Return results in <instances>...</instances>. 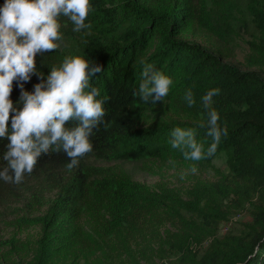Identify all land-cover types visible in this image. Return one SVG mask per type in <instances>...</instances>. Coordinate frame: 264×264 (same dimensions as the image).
Masks as SVG:
<instances>
[{
	"label": "trees",
	"instance_id": "trees-1",
	"mask_svg": "<svg viewBox=\"0 0 264 264\" xmlns=\"http://www.w3.org/2000/svg\"><path fill=\"white\" fill-rule=\"evenodd\" d=\"M3 4L0 0V7ZM91 4L94 10L86 21L92 24L91 29L74 32V25L62 18L60 49L37 55L36 63L45 77L66 56L86 55L102 67L92 83L100 89L98 99L106 100L107 115L90 137L93 151L70 171L66 168L70 160L53 150L41 156L34 172L19 185L0 179V206L18 191L31 188V181H37V190L49 184L51 190L59 191L41 219L45 229L37 256L45 258L46 264L89 261L104 250L99 245L90 247L95 242L91 231L103 228L120 238L122 227L132 217L155 219V212L163 207L168 212H199L206 219L195 234L189 232L190 226H184L168 235L182 252V264H264V0H213L211 5L208 0H91ZM240 6L244 14L239 22L244 23L251 39H247L245 62L237 65L226 62L213 42L222 38L221 28L238 22L235 13ZM144 63L174 82L169 95L156 105L133 96L142 82ZM39 82L33 75L24 90L33 91ZM215 88L220 92L213 97L212 107L228 135L222 136L213 157L196 164H210L224 152L230 169L210 183L207 196L202 197L207 199L204 206L202 200L192 203L153 194L126 172L87 162L91 157L106 161L149 157L193 164L171 148V131L206 121L202 97ZM189 89L196 101L192 107L184 99ZM19 97L20 88L14 82L11 99L22 107ZM206 133L207 129L197 128L196 138L205 149L212 142ZM7 143L0 139V170L6 166L3 154ZM226 199L249 203L253 221L242 234L219 237L216 203ZM207 237L213 239L205 251L193 249L192 240L202 245ZM257 244L259 254L248 260Z\"/></svg>",
	"mask_w": 264,
	"mask_h": 264
},
{
	"label": "clouds",
	"instance_id": "clouds-1",
	"mask_svg": "<svg viewBox=\"0 0 264 264\" xmlns=\"http://www.w3.org/2000/svg\"><path fill=\"white\" fill-rule=\"evenodd\" d=\"M93 10L91 0H4L0 7V139L8 141L3 154L6 166L0 170L4 182L19 185L34 172L41 156L53 150L70 160L66 165L69 171L93 151L90 137L107 115L106 100L98 99L100 89L92 83V77L102 67L86 55L66 56L45 77L36 63L37 55L60 49L64 39L62 18L74 25V32H80L91 29L92 24L86 21ZM33 75L40 82L33 91L24 90ZM141 75L142 82L133 96L145 104L163 102L173 80L147 63L143 64ZM14 82L20 88L18 104L22 107L11 99ZM219 92V88L211 89L202 97L206 121L194 128L178 126L171 131V148L193 162V174L198 171L195 164L213 157L222 136L228 135L227 127L221 126L220 115L212 107L213 97ZM184 99L189 107L196 103L190 89ZM197 128L207 129V136L212 138L207 149L196 138ZM259 252L257 244L248 260Z\"/></svg>",
	"mask_w": 264,
	"mask_h": 264
},
{
	"label": "rangeland",
	"instance_id": "rangeland-1",
	"mask_svg": "<svg viewBox=\"0 0 264 264\" xmlns=\"http://www.w3.org/2000/svg\"><path fill=\"white\" fill-rule=\"evenodd\" d=\"M212 3L213 0H208L209 5ZM235 14L238 16V22L228 29L221 28L222 38L216 39L213 44L223 51L226 62L242 65L249 52L247 39H251V36L244 23L239 22L244 14L243 6H240ZM250 31L255 32L251 29ZM184 37L188 38L186 35ZM87 162L92 166L126 172L134 182L142 184L153 194L172 195L192 203L202 200L201 206L207 201L202 197L207 196L210 183L216 180L220 173H226L230 169L229 157L224 152L216 155L210 164H195L198 169L195 174L190 171L192 163L172 164L149 157L142 160L118 158L111 161L91 157ZM36 185L37 181H31V188L18 191L0 206V264L47 263L45 258L40 259L37 256L45 229L41 219L47 214L59 191L51 190L49 184L46 188L37 190ZM216 205L220 209L217 228L219 237L229 233L242 234L246 225L253 221L249 203L240 204L235 200L226 199ZM155 214V219H152V216L139 219H136L137 215L132 217L122 227L123 235L120 238L103 228L91 231L95 242L90 247L96 248L99 245L104 250L93 255L89 261L81 260L75 264H182V252L173 246L168 235L180 232L184 226H190L189 232L195 234L198 226L206 224V219L199 212H168L165 207ZM184 222L187 225H184ZM212 239L207 237L202 245L192 240L195 243L193 249L205 251Z\"/></svg>",
	"mask_w": 264,
	"mask_h": 264
}]
</instances>
